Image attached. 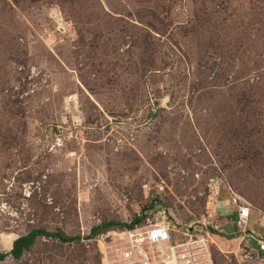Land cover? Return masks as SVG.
Returning a JSON list of instances; mask_svg holds the SVG:
<instances>
[{
  "label": "rangeland",
  "instance_id": "obj_1",
  "mask_svg": "<svg viewBox=\"0 0 264 264\" xmlns=\"http://www.w3.org/2000/svg\"><path fill=\"white\" fill-rule=\"evenodd\" d=\"M151 204L264 264V0H0V254L71 238L0 264H104Z\"/></svg>",
  "mask_w": 264,
  "mask_h": 264
},
{
  "label": "built area",
  "instance_id": "obj_2",
  "mask_svg": "<svg viewBox=\"0 0 264 264\" xmlns=\"http://www.w3.org/2000/svg\"><path fill=\"white\" fill-rule=\"evenodd\" d=\"M249 218L248 206L239 207L235 222L237 227L243 228ZM167 219L166 212L162 211L147 217L143 222L140 220L130 228L123 227L112 232L117 237L114 239L117 243L109 260L105 258L104 264H212L210 254L203 244L204 239H200L197 231L186 229L182 233L186 241L176 243L169 233ZM255 250L264 254V234ZM251 255L252 252L248 251L244 257Z\"/></svg>",
  "mask_w": 264,
  "mask_h": 264
},
{
  "label": "trees",
  "instance_id": "obj_3",
  "mask_svg": "<svg viewBox=\"0 0 264 264\" xmlns=\"http://www.w3.org/2000/svg\"><path fill=\"white\" fill-rule=\"evenodd\" d=\"M243 124V129H240L239 127V131H245L247 129V126ZM236 131L234 132V135L236 136H240V132ZM229 156L231 155L228 154ZM238 159H240V157H243L245 159L244 154L240 155L238 154ZM153 205L151 204L150 207L148 208H143V212L141 213L140 216H137L130 225L127 224H121V223H117V222H107L104 223L98 227H94L91 229V236L95 235L97 232H99L100 230H107L110 229L112 227H116V228H123V227H127L130 228L132 227L133 224L137 223L140 221V219L142 218V216L144 215V212L147 211L149 208H152ZM237 217V214H236ZM237 219V218H236ZM51 234H49L48 232H46L43 229L40 228H33L31 229L29 232H27L25 235L18 237L17 239L14 240V242L12 243V248L11 250L7 253V254H0V261L4 260L6 257H10L12 259H19L24 252H27L28 250H30V248L33 246V244L35 243L36 239L38 237H47L50 236ZM52 237H54L55 239H57L60 243H65V242H69L71 241V238L65 236L62 232L60 231H56L55 234L51 235Z\"/></svg>",
  "mask_w": 264,
  "mask_h": 264
}]
</instances>
